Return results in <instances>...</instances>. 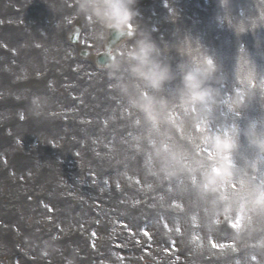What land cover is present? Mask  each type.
Here are the masks:
<instances>
[{"label":"rangeland","instance_id":"obj_1","mask_svg":"<svg viewBox=\"0 0 264 264\" xmlns=\"http://www.w3.org/2000/svg\"><path fill=\"white\" fill-rule=\"evenodd\" d=\"M99 3L0 0V264H264V0H133L102 69Z\"/></svg>","mask_w":264,"mask_h":264},{"label":"clouds","instance_id":"obj_2","mask_svg":"<svg viewBox=\"0 0 264 264\" xmlns=\"http://www.w3.org/2000/svg\"><path fill=\"white\" fill-rule=\"evenodd\" d=\"M133 0H101V3L96 5L100 11L98 19L102 24L117 32L124 33L126 30L130 31L132 25L129 23L133 12L130 4ZM154 49L151 44L141 42L138 50L132 52L130 55L132 59L136 60L138 64L143 67H148L149 73H155L156 65L153 61ZM167 70L163 74L157 76L158 79L164 78ZM214 71L213 62L208 59L203 64H193L183 72V81L185 87L196 94L203 80L208 78ZM156 82V81H154ZM33 100L32 103H34Z\"/></svg>","mask_w":264,"mask_h":264},{"label":"water","instance_id":"obj_3","mask_svg":"<svg viewBox=\"0 0 264 264\" xmlns=\"http://www.w3.org/2000/svg\"><path fill=\"white\" fill-rule=\"evenodd\" d=\"M131 33L129 31H125L124 33H120L117 32L114 29H110L108 30V39L106 42V47H105V52H103L102 54H99V56L97 57V63L100 66H107L110 64V62L113 59V55L109 54L108 52H110L111 50L114 49V47H116L123 39H125L126 37L130 36ZM73 41H75V36L72 38Z\"/></svg>","mask_w":264,"mask_h":264},{"label":"snow or ice","instance_id":"obj_4","mask_svg":"<svg viewBox=\"0 0 264 264\" xmlns=\"http://www.w3.org/2000/svg\"><path fill=\"white\" fill-rule=\"evenodd\" d=\"M118 187H119V185H117V188H118ZM144 235L148 236L149 233L145 230V231H144Z\"/></svg>","mask_w":264,"mask_h":264},{"label":"bare ground","instance_id":"obj_5","mask_svg":"<svg viewBox=\"0 0 264 264\" xmlns=\"http://www.w3.org/2000/svg\"><path fill=\"white\" fill-rule=\"evenodd\" d=\"M201 262H199V264H200Z\"/></svg>","mask_w":264,"mask_h":264}]
</instances>
